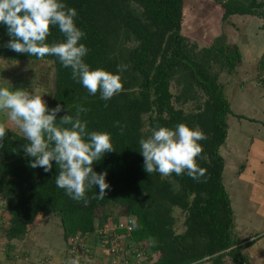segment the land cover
Wrapping results in <instances>:
<instances>
[{
    "label": "trees",
    "instance_id": "obj_1",
    "mask_svg": "<svg viewBox=\"0 0 264 264\" xmlns=\"http://www.w3.org/2000/svg\"><path fill=\"white\" fill-rule=\"evenodd\" d=\"M184 1L65 0L78 12L76 23L85 33L81 42L89 49L86 63L111 73H116L117 65L127 66L120 73L121 92L107 102L99 93L89 95L56 57L37 59L7 49L4 45L9 37L0 26V60L54 64L55 89L46 103L50 109L57 105L64 109L57 122L85 109L79 116L87 122L88 130L109 133L114 147L93 165L97 173L107 174L105 197L93 198V188L85 204L73 201L56 187L55 162L47 173L31 168L22 148L26 142L23 135L5 128L0 146V203L6 205L9 220L0 239L8 246L9 259L14 249L11 242L27 237L42 216L57 215L68 251L82 246L74 244L76 238L88 241L86 237L95 234L96 226L103 229L127 218L134 221L133 230L119 234L126 237L125 243H133L145 260L151 258L152 264H252L247 253L252 242L245 244L235 231L234 213L223 184L225 161L220 154L232 112L219 79L221 74L235 76L242 54L237 45L228 44L224 34L200 48L185 38ZM210 1L221 5L223 23L233 16L264 20V0ZM51 33L49 43L63 40L58 29L52 28ZM258 71L264 88V54ZM173 84L177 96L172 93ZM191 104L195 107L185 111ZM179 123L206 137L200 142L205 159L199 164L205 175L199 180L144 171L138 140L150 135L154 127L172 128ZM111 205L119 211L112 223L113 216L107 213ZM176 210L183 214L181 233L177 231Z\"/></svg>",
    "mask_w": 264,
    "mask_h": 264
},
{
    "label": "clouds",
    "instance_id": "obj_2",
    "mask_svg": "<svg viewBox=\"0 0 264 264\" xmlns=\"http://www.w3.org/2000/svg\"><path fill=\"white\" fill-rule=\"evenodd\" d=\"M78 12L68 7L65 0H0V26L9 37L7 49L30 57H56L61 65L70 68L72 79L87 90L89 95L99 93L102 101H109L122 90L120 73L126 65H117L116 73L92 69L85 61L88 47L81 42L84 31L78 27ZM58 29L61 42H48L51 29ZM61 105L49 108L43 97L34 91L0 86V113L18 126L26 141L24 154L29 166L50 172L55 162L58 174L55 185L76 202H88L87 194L96 189L95 199H103L109 188L106 173H97L93 165L107 153L114 151L112 137L107 132L90 131L87 122L76 115L57 116ZM119 127V122L115 123ZM121 131H123L121 129ZM5 126L0 124V146L5 138ZM205 135L184 123L174 127L157 126L150 135L138 140L143 168L148 174L162 177L186 175L193 180L204 177L199 162L205 159L200 143ZM68 264H79L72 258Z\"/></svg>",
    "mask_w": 264,
    "mask_h": 264
},
{
    "label": "rangeland",
    "instance_id": "obj_3",
    "mask_svg": "<svg viewBox=\"0 0 264 264\" xmlns=\"http://www.w3.org/2000/svg\"><path fill=\"white\" fill-rule=\"evenodd\" d=\"M223 13L224 11L221 5L215 3L214 1L185 0L183 11L182 35L192 43L197 44L200 48L210 46L214 39H216L221 34H224L227 37L228 44H230L231 46L237 45L239 48H241V50H243V53L248 59L254 61L257 60L260 53L256 55V52H252L253 50H255V47H253L255 46L254 44L256 43V41H258V39L255 38V35H257L258 32L255 31H258L259 27H261L262 29V27L264 26V20H260L258 18L250 19V17L241 18L239 16L235 20H228L227 22L223 23ZM239 72L240 74L238 76L237 74H235V76L221 74L219 81L224 86V89L227 88L228 91L233 90L229 89L231 87H234L235 89L238 86L237 82H239V78L237 77L243 76V79H246L248 74L253 71L249 70L247 72L241 67L239 69ZM254 73H257L260 77V72L258 71V68L255 69ZM244 74H247V76H245ZM55 80L56 71L54 68V64H52L51 62L40 60L33 62L26 61L14 63L5 60H0V86H7L10 89L13 88V90L25 89L29 92L34 91L36 94L41 95L44 101L47 102L48 99L51 98L54 93ZM174 84L172 86V93L177 96L176 94L178 93V90L175 87L176 84ZM233 93L234 92H232V94ZM225 94H227V92ZM194 107L195 105L191 104L190 106L185 108V111L189 112ZM0 124H3L6 129H10L11 131L23 135L20 132L18 126L15 125L14 122L8 121L3 113H0ZM118 212V209L114 205H111L107 208V213L113 216L110 220L111 223L114 222L113 218L117 216ZM175 216L178 220L177 231L178 233H181L183 231V214L179 210H176ZM8 220L9 216L7 207L6 205L0 203V234L2 233V230L6 227ZM120 222L125 223L126 218H122ZM111 225H113V223ZM60 227V220L57 215L42 216L37 221L36 225L32 227L27 237H25L21 241L11 242V245L14 247V249L11 250L9 253L11 257L10 259L6 255L8 251V246L3 240L0 239V264H42L44 261L43 258H45V256L49 257L48 262L45 264H60L61 262H63V264H68V261L72 259V257L78 259L79 264H81L83 260L89 261L87 256L89 249L86 248V241H78V243L86 245L76 248L73 254L72 250L68 251V254V252H66L64 248L58 247V245L62 244ZM96 229L100 230L98 226H96ZM48 234L49 237H51L52 235L54 242H56L54 244L56 248L54 249L55 252H51L55 253L58 256L57 262H53L54 254L50 256L45 254L44 256V253H38L36 250V246L40 248V246L42 247L44 245L41 239L44 236V238H48ZM94 235L86 237L88 238L89 246L93 245L92 239L94 241ZM58 239H60L61 241L58 242ZM133 245V243L127 241V243L124 244V247L126 248V250H128V255L124 256L123 258L116 257L115 259H110L109 264H126L123 261L132 258L130 254L134 255V251H137L136 246ZM131 246H133L131 250L127 249ZM62 253H65L64 256L62 255ZM257 254L258 256L254 255L256 257L253 260V264H264V257H261L260 252H257ZM139 261L137 262L138 264H144L147 260H145L144 258ZM103 262L104 261H102L101 259L98 261V264H103Z\"/></svg>",
    "mask_w": 264,
    "mask_h": 264
},
{
    "label": "crops",
    "instance_id": "obj_4",
    "mask_svg": "<svg viewBox=\"0 0 264 264\" xmlns=\"http://www.w3.org/2000/svg\"><path fill=\"white\" fill-rule=\"evenodd\" d=\"M236 18L238 17L233 16L230 21ZM255 32H258L255 35L258 41L254 44L255 50L252 52H256V55L260 53L259 57L255 61L248 59L240 48L242 64L237 68L236 74L237 76L240 74L241 67L247 72L249 70L253 72L249 73L250 76L244 74L247 76L246 79H243V76L237 77L239 82L235 89L234 87L229 88L233 89L231 91L224 89V92H227L224 94L230 104L232 115L227 120L226 142L220 149V154L225 161L223 184L234 213L235 231L245 244L252 241L253 245L247 250L252 264L254 258L258 256L257 252L264 257V88L260 83V77L254 73L264 54V30L259 27V30ZM113 225L116 224L113 223ZM44 237L41 239L44 245L40 248L36 246L37 252L44 253V256L54 254L53 262H57L58 256L51 252H55L56 242L52 235L49 237L48 234V238ZM61 238L62 244L58 247L68 252L63 236ZM60 239L58 242L61 241ZM92 243L93 245L89 246V241L86 242V248L89 249L87 254L89 261L83 260L81 264H98L101 259L104 261L103 264H109L110 259H114L100 247L98 241L92 239ZM64 254L62 253L63 256ZM45 258L42 264L48 262L49 257L45 256ZM151 260V258L147 259L144 264H152ZM123 262L138 264L132 258Z\"/></svg>",
    "mask_w": 264,
    "mask_h": 264
},
{
    "label": "built area",
    "instance_id": "obj_5",
    "mask_svg": "<svg viewBox=\"0 0 264 264\" xmlns=\"http://www.w3.org/2000/svg\"><path fill=\"white\" fill-rule=\"evenodd\" d=\"M133 225H134V221L131 219H127L126 218V222L125 223H121L119 222L117 225H105L103 227V229H96V235H94V237L96 236L98 244L100 245V247L106 251L112 258H123L124 256L128 255V250H126V248L124 247L125 244V236H121L119 234V232H124L123 234H130L133 230ZM82 240V239H81ZM78 241H80L79 238L75 239V245H77ZM84 241V239H83ZM87 241V240H86ZM84 246V245H82ZM135 246V245H133ZM128 247L129 250H131V248L133 247ZM76 246H74L71 250H72V254L74 253V251L76 250ZM137 251H134V255L130 254L132 256V259L135 262H138L139 260L144 259L145 257L141 254V252L138 251L137 247H136ZM140 263V261H139Z\"/></svg>",
    "mask_w": 264,
    "mask_h": 264
}]
</instances>
